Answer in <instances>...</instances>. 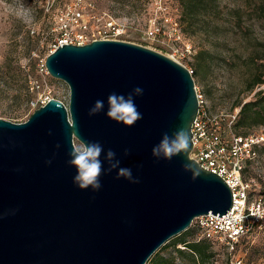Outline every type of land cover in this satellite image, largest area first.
Returning a JSON list of instances; mask_svg holds the SVG:
<instances>
[{
	"label": "water",
	"instance_id": "95a60500",
	"mask_svg": "<svg viewBox=\"0 0 264 264\" xmlns=\"http://www.w3.org/2000/svg\"><path fill=\"white\" fill-rule=\"evenodd\" d=\"M46 67L68 102L0 117V264H146L197 217L229 213V185L190 157L188 67L119 39L59 45Z\"/></svg>",
	"mask_w": 264,
	"mask_h": 264
},
{
	"label": "rangeland",
	"instance_id": "374dc122",
	"mask_svg": "<svg viewBox=\"0 0 264 264\" xmlns=\"http://www.w3.org/2000/svg\"><path fill=\"white\" fill-rule=\"evenodd\" d=\"M54 1L0 0V117L26 121L35 111L27 96L37 92L64 102L69 100L67 83L47 74L41 64L62 38L61 17L70 20L71 10L80 11L81 20L89 23L88 38L97 33V26L103 25L104 18L110 17L121 24V33L107 38L149 47L196 70L193 76L196 87L212 113L235 110L240 113L241 106L254 100L257 92L264 89L263 83L250 90L251 71L256 67L264 72V19L257 10L263 0H212L211 6L201 9V15L216 19L211 23L200 21L192 28L181 24L184 7L180 0H60L67 4L60 7L58 2L53 9L52 33L44 35L46 15L52 13L49 10ZM153 24L162 30L158 38L148 34ZM71 27L77 28L74 20ZM201 50L204 54L200 56ZM196 58L201 62L198 68ZM32 79L39 80V90H31ZM260 130L264 132V123L247 131ZM76 146L80 151L83 148L77 140ZM254 167L249 176H257L256 196L261 197L264 151ZM198 233L194 230L186 238L200 239ZM184 236L169 239L170 246L159 249L156 258L172 259L174 264H195L189 256L177 252L176 248L186 251L183 244L174 245ZM212 248L214 256L201 264H264V221L245 237L235 252L219 244H213Z\"/></svg>",
	"mask_w": 264,
	"mask_h": 264
},
{
	"label": "built area",
	"instance_id": "2783aa9c",
	"mask_svg": "<svg viewBox=\"0 0 264 264\" xmlns=\"http://www.w3.org/2000/svg\"><path fill=\"white\" fill-rule=\"evenodd\" d=\"M70 15V20L61 17L62 38L54 45L52 51L59 45H83L95 39H109L107 36L121 33V24L109 17L103 19L101 27L97 26L98 36L93 34L92 38H88L86 31L89 29V23L81 20L82 13L71 10ZM73 20L77 25L75 29L71 27ZM161 33L162 30L155 24L149 27L150 37L158 38ZM41 69L49 74L46 62L41 64ZM189 70L193 73V70ZM40 87L39 80H31L32 91L39 90ZM196 89L199 111L191 126L193 146L190 157L205 170L214 172L224 179L232 191L233 205L229 213L222 215V218L209 213L197 217L192 224L199 227L202 237L233 248L253 231L255 225H260L264 221V196H256L257 181L245 177L249 162L259 164V150L264 146V132L253 131L247 135L235 133L233 125L238 118L239 110L212 113L206 106L204 95L197 87ZM52 98L54 97L49 94L37 92L30 100V106L36 110ZM83 150L84 147L81 151Z\"/></svg>",
	"mask_w": 264,
	"mask_h": 264
},
{
	"label": "trees",
	"instance_id": "16d2710c",
	"mask_svg": "<svg viewBox=\"0 0 264 264\" xmlns=\"http://www.w3.org/2000/svg\"><path fill=\"white\" fill-rule=\"evenodd\" d=\"M211 1L212 0H180L181 4L184 7V12L182 13L180 17L181 24L182 25L184 24L188 28H192L200 21L211 23L214 19H216V17L210 16V15L209 16L201 15V12H202L201 9H206L207 6H211L210 4ZM58 2L60 4V7L67 4L60 0H55L53 2L49 10L52 13H48L46 15V23L44 24L43 29H42V32L44 33V35L52 33V29L54 28V22H55L54 20L55 13L53 12V9L58 5ZM257 10H258V13L261 15V17L264 19V0L258 5ZM199 54L200 56L204 54V50H201ZM196 59L198 62L196 64V68H198L201 62L198 58ZM255 62L256 64H258L259 60L257 59L255 60ZM193 73H194L193 74L194 76L195 73H197L196 70H193ZM263 75H264V72H260L259 68L255 67V70L251 71L252 84L250 86V90L254 89L257 85L264 83V78H262ZM32 98H33V95L30 97L27 96V101H29L30 103V100ZM240 104H241V101H240ZM263 123H264V89H261L257 92V95L254 100L247 101L241 106V110L238 115V118L233 125V130L237 134L247 135L251 133L247 130L251 129L255 125L263 124ZM262 151H264V146L261 147L259 150L260 158H261ZM255 165L257 164L254 162L248 163L246 167V173H245L246 178L256 180L257 176H254V177L249 176L251 168H255L254 167ZM263 184L261 183V185ZM260 192L264 196V186L262 187ZM257 226L258 225H255L254 228ZM194 230L199 232L198 235L200 236V239H197V240L187 239L186 235L190 234ZM183 234H185V236L178 238L174 242V245L177 246L176 243L183 244L186 247V251L183 250L182 248H176L177 252L180 254L189 256L195 264H201V262L204 263L206 259H211V257L214 256V251L212 248L213 244H219L220 246H224L227 250L231 249L230 252H233V251L235 252L239 244L245 239V238L241 239L239 242H237L234 245L233 248H230V246L224 243H219L210 238L202 237L201 230L195 224H192L190 228H188L187 230L183 231L181 234L174 236V237L177 238V237L182 236ZM167 242L163 246H161L159 249L169 247L170 244L168 245ZM157 251L149 258L146 264H174V260L172 259H160L159 256L156 258ZM263 258H264V252H263Z\"/></svg>",
	"mask_w": 264,
	"mask_h": 264
}]
</instances>
